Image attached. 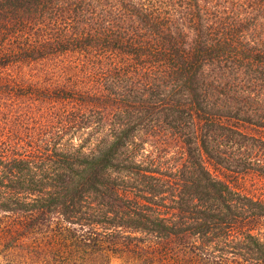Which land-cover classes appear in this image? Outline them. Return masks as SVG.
Listing matches in <instances>:
<instances>
[{
  "label": "trees",
  "instance_id": "obj_1",
  "mask_svg": "<svg viewBox=\"0 0 264 264\" xmlns=\"http://www.w3.org/2000/svg\"><path fill=\"white\" fill-rule=\"evenodd\" d=\"M263 152L264 0H0V264H264Z\"/></svg>",
  "mask_w": 264,
  "mask_h": 264
},
{
  "label": "rangeland",
  "instance_id": "obj_2",
  "mask_svg": "<svg viewBox=\"0 0 264 264\" xmlns=\"http://www.w3.org/2000/svg\"><path fill=\"white\" fill-rule=\"evenodd\" d=\"M57 60H50L48 62H32L23 64L19 67H11L4 69L11 74H16L18 77H23L25 80H33L34 76L42 84L53 80L52 71L50 67L56 63ZM3 72V71H2ZM34 79V80H36ZM264 163V152L260 156ZM207 166L214 174H217L228 181V183L236 190L255 198L264 199V173L257 170L245 171L242 173H233L229 171L216 168L210 161L206 160ZM264 233V222L260 226Z\"/></svg>",
  "mask_w": 264,
  "mask_h": 264
}]
</instances>
